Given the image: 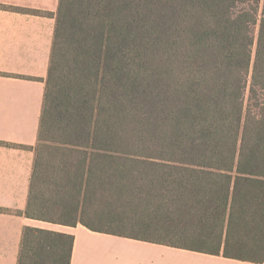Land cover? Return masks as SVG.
I'll use <instances>...</instances> for the list:
<instances>
[{
	"label": "trees",
	"instance_id": "trees-1",
	"mask_svg": "<svg viewBox=\"0 0 264 264\" xmlns=\"http://www.w3.org/2000/svg\"><path fill=\"white\" fill-rule=\"evenodd\" d=\"M33 150L29 219L263 264L264 0H60Z\"/></svg>",
	"mask_w": 264,
	"mask_h": 264
},
{
	"label": "crops",
	"instance_id": "crops-1",
	"mask_svg": "<svg viewBox=\"0 0 264 264\" xmlns=\"http://www.w3.org/2000/svg\"><path fill=\"white\" fill-rule=\"evenodd\" d=\"M59 2L0 0V6L52 14L0 8V264H18L26 227L74 235L71 264H253L25 216Z\"/></svg>",
	"mask_w": 264,
	"mask_h": 264
},
{
	"label": "rangeland",
	"instance_id": "rangeland-1",
	"mask_svg": "<svg viewBox=\"0 0 264 264\" xmlns=\"http://www.w3.org/2000/svg\"><path fill=\"white\" fill-rule=\"evenodd\" d=\"M156 245V244H155ZM191 256H193V255H191Z\"/></svg>",
	"mask_w": 264,
	"mask_h": 264
}]
</instances>
